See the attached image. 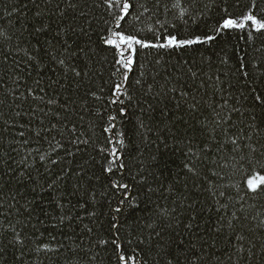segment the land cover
I'll return each mask as SVG.
<instances>
[{"label": "trees", "instance_id": "16d2710c", "mask_svg": "<svg viewBox=\"0 0 264 264\" xmlns=\"http://www.w3.org/2000/svg\"><path fill=\"white\" fill-rule=\"evenodd\" d=\"M123 2L0 0V264H264V0Z\"/></svg>", "mask_w": 264, "mask_h": 264}, {"label": "snow or ice", "instance_id": "6c2138e0", "mask_svg": "<svg viewBox=\"0 0 264 264\" xmlns=\"http://www.w3.org/2000/svg\"><path fill=\"white\" fill-rule=\"evenodd\" d=\"M112 5L109 4V8H111ZM130 9H131V4L129 2H127V0H124L123 4H122V11L121 14L117 17V23L115 25L116 29H120L121 28V21H124L126 17L130 16ZM181 15H183V13H181ZM249 23H251L252 25H255V31H261L264 30V23L262 22H258L257 19L255 18V16L252 14V12H249V14L246 15V17L244 18V20L242 21H234L232 19H228L226 20L220 27L222 29L228 30V29H236V28H240V29H244ZM216 37L215 36H210L208 37V40H214ZM207 41L205 40H201V39H193L187 42H178L175 38H169L167 40L166 43L163 44H147V43H143L141 40L139 39H133V38H128L126 37L123 33H116L113 32L112 33V38L108 39L107 43L115 48L120 49V56L124 57L125 56V50L123 48H121V46H126L127 49L134 51V49L132 48L133 45H139L140 47L143 48H149V47H161V48H169V47H176V48H183L186 46H192V45H197V44H201V43H206ZM127 60V65H131L133 63L130 53L129 55L126 57ZM118 63H120V61H118ZM122 67H126L127 71H131V67H127L126 65H124L123 63H121ZM128 80V76L125 75L124 76V81ZM123 95V92L121 91L120 87L118 86L116 91L113 93V95ZM112 103H116L115 100L112 101ZM112 119H115V117H113ZM112 127H115V125H113ZM106 131H111V129H106ZM20 135H23V133H20ZM236 141H233V143H235ZM122 141H120V144L122 145ZM111 155L113 157H115V159L113 161H111V163H116L117 161H119L120 157L117 153L116 150H113L111 152ZM122 167V165H121ZM112 169L109 168L108 171L110 172ZM115 187V185H114ZM124 189H127V185H122L121 186ZM246 188L248 190V192L254 194V195H261L264 194V177L261 176H255L252 179H248L246 181ZM116 212L121 211L120 208L115 209ZM120 260L122 262V264H131V262L125 258L124 256H120Z\"/></svg>", "mask_w": 264, "mask_h": 264}]
</instances>
